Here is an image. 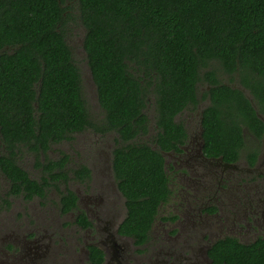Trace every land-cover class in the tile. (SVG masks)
<instances>
[{
  "label": "trees",
  "instance_id": "16d2710c",
  "mask_svg": "<svg viewBox=\"0 0 264 264\" xmlns=\"http://www.w3.org/2000/svg\"><path fill=\"white\" fill-rule=\"evenodd\" d=\"M75 8L102 110L98 119L65 38L71 6L0 0V173L9 181L8 195L45 198L50 186L59 189L69 178L67 156L46 155L53 144L87 128L114 133L111 166L126 206L118 231L142 242L170 192L163 152L185 136L174 117L197 101L201 79L209 86L205 153L226 161L244 153L254 163L258 141L249 144L243 131L257 140L264 131V0H76ZM201 68H207L202 77ZM220 72L239 86L223 82ZM150 100L152 124L145 111ZM150 126L155 147L139 140ZM23 154L33 156L39 177L18 163ZM75 171L89 175L84 165ZM60 200L62 211L75 204L70 190ZM76 221L88 224L83 214ZM209 254L225 264H264V242L226 237ZM89 256L101 264L97 247H89Z\"/></svg>",
  "mask_w": 264,
  "mask_h": 264
},
{
  "label": "flooded vegetation",
  "instance_id": "af4514ba",
  "mask_svg": "<svg viewBox=\"0 0 264 264\" xmlns=\"http://www.w3.org/2000/svg\"><path fill=\"white\" fill-rule=\"evenodd\" d=\"M204 94L200 92L197 101L181 111L183 116L179 112L174 117L182 123L185 136L176 148L163 152L170 192L166 200L158 206L148 235L142 242H136L133 237L118 231L126 213L125 202L124 209L119 208L116 203L112 208L100 204L99 215L96 217L91 216L94 213L91 214L87 207L81 206L80 195L70 187L69 182L89 183L91 171L87 167L89 175L80 177L75 170L81 165L68 168L67 159L65 168L68 171V180L59 181V189L50 186L59 193L56 203L58 213H73V224L85 231L95 230L97 223L104 224L101 227L104 232L93 237L92 241L83 243L82 258H85L86 264H91L90 246H95L101 251V264H225L209 254L217 240L231 237L249 245L257 241L264 242V131L260 140H257L251 131H243L246 137L258 141L259 144L253 164L248 163L244 153L236 161H226L220 156L206 154L203 146L202 112L208 105L209 98L207 95L203 98ZM194 107L197 109L194 110ZM187 109H190L191 118L187 116ZM259 116L264 122V115ZM20 160L21 158L18 163L22 166ZM231 169L238 172L232 173ZM0 177L4 178L5 182L4 189H0V210L9 208L13 197L25 200L22 196L8 195L9 181L1 173ZM116 188L124 197L117 184ZM67 190L72 192L75 204L67 211H62L60 199L62 193ZM173 197L178 199L175 204L179 202L176 206L178 210L174 212L171 211L173 205L168 204ZM33 198L39 197L25 201H31ZM224 204H232L235 207L233 212L227 210L232 216L224 213ZM239 211L243 214L235 219V214ZM81 214L88 222L85 226L76 221ZM229 219L233 228L225 224ZM158 224L162 225L160 232L152 235ZM5 247L13 248L10 244H4ZM44 259L40 258L38 263H45Z\"/></svg>",
  "mask_w": 264,
  "mask_h": 264
},
{
  "label": "rangeland",
  "instance_id": "374dc122",
  "mask_svg": "<svg viewBox=\"0 0 264 264\" xmlns=\"http://www.w3.org/2000/svg\"><path fill=\"white\" fill-rule=\"evenodd\" d=\"M76 0H66L71 6V12L74 20L68 18L65 31V38L69 44L73 58L79 66L83 81V95L86 97L90 113L93 119L102 116V110L99 106L96 94V88L92 81L91 74L85 61V52L82 46L84 37V27L76 18L77 10L75 8ZM213 65L218 66L216 63ZM207 68L200 69V75ZM218 69V68H217ZM220 79L225 83H232L239 86L236 81L231 82L228 75L220 72ZM208 84L202 79L198 83L197 95L205 92ZM246 95H250L245 91ZM206 98L205 94L202 96ZM197 108L194 107V110ZM187 116L191 118L190 109H187ZM146 114L153 123L154 112L152 100H150ZM194 112V111H193ZM183 116V112L180 113ZM150 131L147 135L139 138L155 147L150 142ZM250 144V139L245 137ZM116 144L114 133L101 134L87 128L81 132L72 134L68 140H63L53 144L46 155L49 158L56 159L63 154L69 159L68 168L84 165L91 171L89 183L70 181L69 185L80 195V204L90 210L92 217L99 215L98 206H109L117 204L119 208L124 209V197H122L116 188L112 176L111 158L112 149ZM168 160V159H167ZM22 166L33 177H38L39 167L34 163L31 154H23L20 160ZM245 168V166H242ZM232 173L238 170L231 169ZM253 173V172H252ZM4 178L0 177V189H4ZM59 193L53 187H49L47 195L43 199L33 198L31 201H25L21 197H13L9 208L0 210V264H39L40 258H45L43 264H86L83 257L84 244L92 241L93 237L98 236L102 231V223H97V228L92 231L78 229L73 224V213L60 215L57 211L56 203ZM116 200V202H115ZM118 201V203H117ZM174 197L169 200L171 211H177L176 206L179 202ZM175 204V205H174ZM181 209L182 207L179 206ZM235 207L232 204H224V213L229 214L227 210L233 212ZM243 212L239 211L235 215L238 219ZM230 228V219L225 223ZM162 225H157L152 235L160 232ZM232 230V229H230ZM234 231V230H233ZM84 243V244H83ZM5 245H12L13 248H4ZM40 254L42 257H40ZM36 257V259L34 257Z\"/></svg>",
  "mask_w": 264,
  "mask_h": 264
},
{
  "label": "water",
  "instance_id": "95a60500",
  "mask_svg": "<svg viewBox=\"0 0 264 264\" xmlns=\"http://www.w3.org/2000/svg\"><path fill=\"white\" fill-rule=\"evenodd\" d=\"M250 99V98H249Z\"/></svg>",
  "mask_w": 264,
  "mask_h": 264
}]
</instances>
